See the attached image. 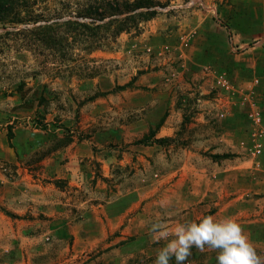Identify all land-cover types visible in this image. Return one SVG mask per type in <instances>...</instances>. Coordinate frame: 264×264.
Here are the masks:
<instances>
[{
	"label": "rangeland",
	"instance_id": "374dc122",
	"mask_svg": "<svg viewBox=\"0 0 264 264\" xmlns=\"http://www.w3.org/2000/svg\"><path fill=\"white\" fill-rule=\"evenodd\" d=\"M156 1L140 33L92 52L0 23L3 172L66 203L39 228L44 264H153L152 221L203 215L235 218L264 258V0Z\"/></svg>",
	"mask_w": 264,
	"mask_h": 264
},
{
	"label": "trees",
	"instance_id": "16d2710c",
	"mask_svg": "<svg viewBox=\"0 0 264 264\" xmlns=\"http://www.w3.org/2000/svg\"><path fill=\"white\" fill-rule=\"evenodd\" d=\"M47 1L0 0V23L34 25L33 30L52 32L49 38L56 45L76 43L92 52L116 43L122 33H140L141 24L157 15L159 5L156 0H62L61 12L48 17L40 8ZM65 13L70 18L61 16Z\"/></svg>",
	"mask_w": 264,
	"mask_h": 264
},
{
	"label": "crops",
	"instance_id": "0c3cea01",
	"mask_svg": "<svg viewBox=\"0 0 264 264\" xmlns=\"http://www.w3.org/2000/svg\"><path fill=\"white\" fill-rule=\"evenodd\" d=\"M15 158L0 155V264H44L54 238L47 239L39 228L54 223L58 210L66 203L50 183L20 170L21 176L14 178L4 173L3 164Z\"/></svg>",
	"mask_w": 264,
	"mask_h": 264
},
{
	"label": "clouds",
	"instance_id": "9594fccd",
	"mask_svg": "<svg viewBox=\"0 0 264 264\" xmlns=\"http://www.w3.org/2000/svg\"><path fill=\"white\" fill-rule=\"evenodd\" d=\"M149 233L154 243L162 242L153 264H170L173 258L175 264H184L193 248L215 251L217 264H264V258L233 217L217 220L203 215L174 225L157 217L150 223Z\"/></svg>",
	"mask_w": 264,
	"mask_h": 264
}]
</instances>
